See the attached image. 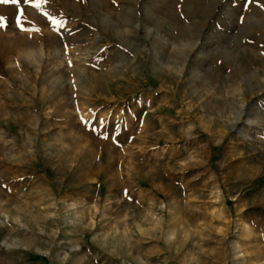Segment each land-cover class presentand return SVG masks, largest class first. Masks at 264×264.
Masks as SVG:
<instances>
[{
    "label": "rangeland",
    "instance_id": "obj_1",
    "mask_svg": "<svg viewBox=\"0 0 264 264\" xmlns=\"http://www.w3.org/2000/svg\"><path fill=\"white\" fill-rule=\"evenodd\" d=\"M0 264H264V0L0 3Z\"/></svg>",
    "mask_w": 264,
    "mask_h": 264
},
{
    "label": "snow or ice",
    "instance_id": "obj_2",
    "mask_svg": "<svg viewBox=\"0 0 264 264\" xmlns=\"http://www.w3.org/2000/svg\"><path fill=\"white\" fill-rule=\"evenodd\" d=\"M21 2V0H0V3H5V4H8V3H11V4H19ZM24 3L26 4H32L33 3V0H23ZM43 2H47V0H43ZM36 7H38L39 5H35ZM67 47V46H65ZM69 64L71 65V61H69ZM100 124H104L105 121L104 120H100L99 121Z\"/></svg>",
    "mask_w": 264,
    "mask_h": 264
}]
</instances>
